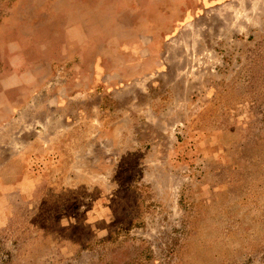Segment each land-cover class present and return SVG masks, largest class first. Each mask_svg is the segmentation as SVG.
I'll return each instance as SVG.
<instances>
[{
  "label": "rangeland",
  "instance_id": "374dc122",
  "mask_svg": "<svg viewBox=\"0 0 264 264\" xmlns=\"http://www.w3.org/2000/svg\"><path fill=\"white\" fill-rule=\"evenodd\" d=\"M6 100L0 264H264V0H0Z\"/></svg>",
  "mask_w": 264,
  "mask_h": 264
},
{
  "label": "crops",
  "instance_id": "0c3cea01",
  "mask_svg": "<svg viewBox=\"0 0 264 264\" xmlns=\"http://www.w3.org/2000/svg\"><path fill=\"white\" fill-rule=\"evenodd\" d=\"M4 106H6L7 111L5 112V114H2ZM10 111H11V108H10V106H9V102L6 100V101L2 104V106H1V108H0V115H1V117H2L1 120H3V122H5L6 120H8V119L10 118V114H11ZM4 188H6V187H4ZM5 193H7V192L5 191Z\"/></svg>",
  "mask_w": 264,
  "mask_h": 264
}]
</instances>
